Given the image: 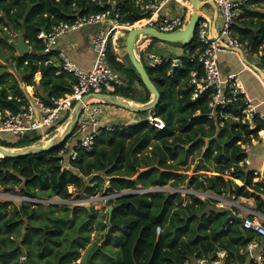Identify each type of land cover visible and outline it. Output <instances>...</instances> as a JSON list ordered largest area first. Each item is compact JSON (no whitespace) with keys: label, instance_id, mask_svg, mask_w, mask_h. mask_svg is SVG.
<instances>
[{"label":"trees","instance_id":"16d2710c","mask_svg":"<svg viewBox=\"0 0 264 264\" xmlns=\"http://www.w3.org/2000/svg\"><path fill=\"white\" fill-rule=\"evenodd\" d=\"M102 1L103 5L90 0H0V43L21 34L31 47L30 53L13 58L12 70L26 85L35 86L37 94L42 89L45 100L70 92L74 78L62 70L59 62L43 64L46 57L40 55L43 49L37 38L40 31L108 8L119 12L120 24L132 25L146 18L136 5L137 0H115V5L108 4L112 0ZM233 30L247 56L254 57V63L264 69V0H249ZM157 41L151 39L148 50L151 51ZM194 42L195 38L184 49H191ZM7 45L15 52L11 43ZM107 54L110 66L127 82V88L117 94L147 102L150 93L132 65H125L119 59L111 42ZM219 66L221 69V58ZM146 69L160 92L159 105L149 112L164 121V129L158 130L146 121L114 126L112 131L102 128L90 152L81 150L76 160L63 164L58 157L63 144L38 155L0 159V187L6 191L19 187L21 195L34 199L58 197L67 200L71 196L69 187L92 196L136 189L137 184L178 188L188 179L195 190L209 191L215 196L254 199L255 210L264 214V184L256 182L252 174L257 167L251 163L237 167L248 156L241 144L260 137L259 133L264 130L263 120L254 116L253 128H250L232 119L240 116L245 107L241 94L229 109L233 116L223 120L216 115L209 119L208 98L202 97L195 102L189 98L192 91L189 73L194 69L200 71L195 64L184 63L181 69L173 70L172 76L167 75L170 62ZM59 70L60 74L56 75ZM11 76L0 64L1 98L6 96L7 90L15 95L23 93L19 80ZM8 77L12 80L6 82ZM133 83L143 88L144 99L137 100ZM221 121L223 126L220 127ZM22 141L17 144L3 141L0 146H29L36 138ZM188 159L193 163L198 161L191 175L186 174ZM231 166H236V171L226 173ZM106 181H109V188L105 186ZM110 203L113 206L108 235L117 232L114 240L119 247L116 251H108L110 264H184L195 256L213 257L221 250L227 251L232 260L242 263L244 257L239 252L252 238L241 230L240 223L227 225V210H217L215 202L202 201L196 196L183 204L179 193H133ZM53 211L52 207L35 208L22 202L10 213L7 203H0V264H23V257L32 264H63L79 255L78 249L88 242L92 224L104 228L93 209L64 206L59 215L52 217ZM92 251L102 254L97 248Z\"/></svg>","mask_w":264,"mask_h":264},{"label":"built area","instance_id":"2783aa9c","mask_svg":"<svg viewBox=\"0 0 264 264\" xmlns=\"http://www.w3.org/2000/svg\"><path fill=\"white\" fill-rule=\"evenodd\" d=\"M90 1L103 5L102 0ZM248 1L199 0L201 8L195 27V42L191 49L181 50L173 56L157 54L148 50L151 39H147L146 44L144 42L137 46V52L141 61L143 58L146 60L144 65L146 68H155L164 62H170L171 69L167 73L169 76H172L173 70L181 69L186 62L199 67L200 71L194 69L189 73V85L192 87L189 98L192 102L202 97L208 98L210 111L207 117L209 119L216 115H219L223 120L233 116L229 113V109L241 94L245 107L240 116L232 117V119L253 128L252 118L259 116L264 122V115L257 110L258 105L252 102L237 74L223 75L219 66V58L222 54L236 55L241 61L245 60L243 55L247 56L244 45L235 36L233 26L241 19L243 7ZM108 4L115 5V0L109 1ZM136 5L146 16L143 18L146 20L143 26H152L163 33L181 30L191 13L187 0H137ZM206 8L211 11V17L205 11ZM119 16V12L114 13L111 8H108L103 12L78 16L73 22H60L51 26L49 30L38 33L37 38L43 45L40 55L46 57L43 64L59 62L62 70L73 76L74 83L70 92L62 97L49 100H44L35 92L26 93L22 88V95H15L7 90L6 96L0 97V139L2 141L15 143L22 136L34 134L36 141L31 145L45 144L52 137L61 133V129L70 119L75 104L86 94L114 95L123 100L124 97L117 93L127 88V82L110 66L107 57L108 45L110 42L112 44L116 38V35H111V33L120 24ZM206 16L210 20H207ZM125 25L121 28L127 26L129 29L134 28L128 23ZM87 26H97V30L90 37L94 61L91 69L85 71L71 62L63 52L57 51L56 46L60 37ZM147 41H149L148 44ZM26 44L28 45V40H26ZM247 69L256 77L264 79V75L255 66L247 67ZM261 71L264 74V69ZM60 72V70L57 71L56 75H59ZM103 104L98 100H90L83 106L71 137L62 143L63 148L58 152L61 164L65 161L76 160L77 154L81 150L90 152L97 137L101 134L102 128L106 127L109 131L114 129L113 124L104 123ZM199 113L198 111L196 115ZM144 121L158 130L165 127L164 121L152 114ZM219 126H223V121L219 123ZM259 142L258 138L251 143L241 144V148L244 153L248 154L251 146L257 145ZM248 164L249 159L246 157L237 167L243 168ZM235 171L236 166H231L226 173L230 174ZM252 174L256 182L264 184V166L253 169ZM106 184L109 185V181H106ZM112 196L114 197L116 194L104 197L109 199ZM210 197L219 200L220 208L227 210V225L238 222L241 230L252 236L251 240L239 252V255L244 257V261L236 262L229 257L227 251L221 250L216 252L213 257L195 256L186 260L184 264H264V214L253 210L247 214L240 212L237 209L234 196L224 199V196L211 194ZM24 199L35 200L28 197ZM237 217L240 220H237Z\"/></svg>","mask_w":264,"mask_h":264},{"label":"rangeland","instance_id":"374dc122","mask_svg":"<svg viewBox=\"0 0 264 264\" xmlns=\"http://www.w3.org/2000/svg\"><path fill=\"white\" fill-rule=\"evenodd\" d=\"M205 11H207L208 16L211 17V11H209L208 8H206ZM208 16H206V19L210 20ZM189 17H190V14H189ZM134 24H132V26L137 27V26H134ZM119 26L120 28L118 27L114 32L111 33V35H114V34L116 35V38L114 39L115 45H119L121 47V37L127 34L129 27L127 26L128 28L127 27L121 28L123 26H126L125 24H119ZM139 27H144V26L142 25ZM91 28L97 29V26L95 27L93 26ZM11 40H14V38ZM8 43L10 42L8 41L6 43H0V64H3L6 68V71L12 74L11 77L14 76V79L19 80V77L12 70V65H11V61L16 55V50L15 52H12V50L7 45ZM171 49H174V51L176 49H180L178 52H181V50H184V46L180 45L179 43H169V42L157 41L156 43H153L151 47V51H153L154 53L173 56L174 51H170ZM4 57L8 58L7 62L3 61ZM247 58L250 59L249 56ZM123 60H126V63H124L125 65L130 66L129 65L130 63L127 59H123ZM142 63L144 65L146 64V60L144 58L142 59ZM11 77H8V79L12 80ZM19 83H20V80H19ZM102 107L104 108L105 112H107V113L104 112V116L106 115V119L110 118L111 120L109 119L110 121L108 122L113 124L114 126L126 125V123L123 121L125 118H129L131 121L130 124L132 123L131 125H133L139 121H144L151 114L150 112H141V113L131 112L122 107L111 105V104H103ZM107 114H113V115H107ZM106 119H103V120H106ZM34 138H35L34 134H27L25 136H22L15 143L14 142H8V143L17 144L19 141L21 142L23 140L22 142H27L29 140H33ZM0 142H3V141L0 139ZM4 148L18 149L22 147H4ZM196 163H198V161L193 163V161L188 159L187 166L189 167V169L186 172L187 175H191L193 173V171L195 170L194 166ZM132 180L134 179L132 178ZM105 186L106 188H109V185L106 183H105ZM69 191L71 192V196L67 200H62V199H59L58 197H53L51 199L26 200L24 199L26 196H23L20 194L19 187H16L15 189L10 190V191H6L5 189L0 187V203H7V210H9L10 213L13 207L20 206L22 202H26L35 208L40 207V206H43L45 209L48 207H52L55 210L53 211L52 217L59 215L61 213V208L64 206L70 209L89 208V209L94 210L96 219L97 220L100 219V221L104 224V228H100V226H98L97 224H92L88 230L89 232L88 242L83 248L78 249L79 255L71 261L69 260L64 261L63 264H110L109 261L107 260V256L109 255V252L116 251L119 249V247H118L117 242L114 240V236L117 232L114 231L111 235H108L109 226H110V224L108 223L109 221L108 220V210L110 207L113 206V204H111L110 201H114L118 197L124 196V194L130 195L133 193L134 194L148 193L150 195H153L157 192L179 193L181 194L183 198V204H185L187 201L191 200L193 197L196 196L202 201L208 202V200H212L213 202H215V208L217 210L222 209V207L220 208L219 200H217L214 197H210L211 193L209 191L205 192V191H202L201 189L195 190L191 185H189L188 179H186L185 183L178 188L172 187L170 185H166L164 187H143L140 184H137L136 189H132V190L127 189L121 192L116 191L114 193H107V192H104L103 194L95 193L92 196H87L81 191L78 192L77 190H74L73 187H69ZM110 194H116V196L114 197L112 196L109 199L104 197L105 195H110ZM94 248H97L98 250L102 251V254L94 253L92 251V249ZM50 255L51 254H49L48 257L53 259V255L51 256Z\"/></svg>","mask_w":264,"mask_h":264},{"label":"water","instance_id":"95a60500","mask_svg":"<svg viewBox=\"0 0 264 264\" xmlns=\"http://www.w3.org/2000/svg\"><path fill=\"white\" fill-rule=\"evenodd\" d=\"M187 1L190 4L192 10L190 17L181 30L173 33H163L152 26L134 27L129 29L127 34L121 37V47L118 49V56L121 59L127 58L129 60L136 74L139 76L143 86L150 93V99L147 102L133 105L128 104L130 102L127 98H123L122 100L114 95L98 93L86 94L75 104L70 119L60 134L52 137L45 144L29 145L18 149H9L0 146V159H11L42 154L66 142L71 137L75 129L83 106L90 100H98L104 104L119 106L131 112L138 113L149 112L157 108L160 103V92L152 82L146 67L139 58L137 46L142 45L147 39H157L162 42L179 43L182 46L191 44L195 37V27L199 19L201 3L199 0ZM15 38L16 40H10V43L17 50L18 54H28L30 52V47L26 44L25 36L20 34L16 35ZM197 164L198 163L195 164L194 169L196 168ZM111 211L112 207H110L108 210V220H110ZM232 216L236 217L234 215ZM236 219L240 220L239 217ZM22 263L32 264L29 263L25 258L22 259Z\"/></svg>","mask_w":264,"mask_h":264},{"label":"crops","instance_id":"0c3cea01","mask_svg":"<svg viewBox=\"0 0 264 264\" xmlns=\"http://www.w3.org/2000/svg\"><path fill=\"white\" fill-rule=\"evenodd\" d=\"M85 29L81 28L80 30L73 31L68 33L59 38L56 50L61 51L68 57V59L73 62L76 66L80 67L81 69L87 71L91 69L93 61H94V52L90 45V37L95 33L97 29L91 28L89 26L84 27ZM16 36V35H15ZM14 37V40L16 38ZM13 39V38H12ZM13 40V41H14ZM10 42V40H9ZM149 41H147L148 44ZM146 44V42H145ZM112 48L114 52L118 54V49L120 48L119 45H115V42L112 43ZM16 50V49H15ZM180 49H171L170 51H174L173 54L178 53ZM16 55H19L16 50ZM15 55V56H16ZM245 60L241 61L240 58L233 54H225L221 56V69L224 75L227 74H237L238 78L240 79L241 83L245 87L249 97L252 99V102L257 106V110L260 111L264 115V79L262 80L261 77H256L255 75L247 69V67L255 66L260 71L262 68L258 67L256 63L252 60L254 57L247 58L243 55ZM121 59V58H119ZM125 59V58H124ZM123 63H126V60L121 59ZM262 72V71H261ZM15 74L19 77V74L15 72ZM264 75V74H262ZM6 82L10 80L7 78L5 79ZM19 86L25 91L26 93L35 92V86H28L24 82L20 80ZM133 87L136 91L137 100H142L145 97V92L143 88L138 83H133ZM41 92L37 94L41 98L44 99L46 94L40 89ZM150 98V97H149ZM50 98L46 99L49 100ZM45 100V99H44ZM130 103L133 105L141 104V102H137L136 100L128 99ZM105 112V110H104ZM107 113V112H105ZM113 115V114H107ZM151 115V114H150ZM111 117V116H110ZM103 119H106V115L103 116ZM110 118L104 120V123L110 121ZM126 125L130 124V119L125 118L123 120ZM125 125V126H126ZM260 142L257 145H253L248 152V159L249 164L251 163L254 167H262L264 166V130L259 133ZM224 199H230L231 196H224ZM237 203V209L244 214H247L250 210H255V201L254 199H246V198H237L235 199Z\"/></svg>","mask_w":264,"mask_h":264},{"label":"bare ground","instance_id":"6f19581e","mask_svg":"<svg viewBox=\"0 0 264 264\" xmlns=\"http://www.w3.org/2000/svg\"><path fill=\"white\" fill-rule=\"evenodd\" d=\"M190 5V4H189ZM188 5V6H189ZM190 7V9L192 10V8H191V6H189ZM146 23V20L144 19L143 21H139V22H137L136 24H134V26H137V27H139V26H142V25H144ZM119 28H120V26H118ZM129 27V26H128ZM261 72V71H260ZM261 74H263L262 72H261ZM128 104H132V103H128ZM62 131L64 130V128L63 129H61ZM61 131V132H62Z\"/></svg>","mask_w":264,"mask_h":264}]
</instances>
